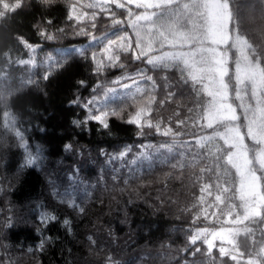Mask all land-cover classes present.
<instances>
[{
    "label": "trees",
    "instance_id": "obj_1",
    "mask_svg": "<svg viewBox=\"0 0 264 264\" xmlns=\"http://www.w3.org/2000/svg\"><path fill=\"white\" fill-rule=\"evenodd\" d=\"M92 2L21 0L14 11L0 4V264H246L251 258L264 264V208L259 217L244 219L240 177L227 163L233 147L220 137L203 147L198 143L216 127L198 119L203 110L197 101L208 99L206 93L198 98L175 69H153L136 59L127 13L142 9L124 1L123 9L108 3L101 11L87 7ZM250 2L254 14L242 11L241 31L264 60V6ZM114 18L122 25L114 27ZM117 28L132 48L120 52L118 66H110L105 37L114 39ZM72 49L79 51L68 55ZM100 60L105 66L98 71ZM141 71L157 86L147 118L160 121L162 131L179 133L171 152L161 148L173 143L171 136L147 126L141 134L127 122L149 97L129 99L136 85L123 77L150 89L151 82L137 76ZM107 89L115 92L106 95ZM169 92L176 95L167 100ZM229 102L251 168L261 175L256 152L263 143L249 135L242 101L231 88ZM243 103L255 102L245 96ZM104 105L119 112L107 117V128L89 118ZM49 215L56 219L45 220ZM223 228L236 229L232 253L240 261L221 255L222 241L211 249L203 238L190 243L197 230Z\"/></svg>",
    "mask_w": 264,
    "mask_h": 264
},
{
    "label": "snow or ice",
    "instance_id": "obj_2",
    "mask_svg": "<svg viewBox=\"0 0 264 264\" xmlns=\"http://www.w3.org/2000/svg\"><path fill=\"white\" fill-rule=\"evenodd\" d=\"M43 3L49 4L53 0H42ZM264 6V0H258ZM115 3L117 8H125V3L119 0H93L88 4L89 8H100L104 10V5ZM3 9L14 11L21 7V0H16L12 5L0 0ZM127 4H135L137 9L142 12L133 13L131 10L127 13L130 19V27L135 35V47L139 50L136 59H143L153 69H175L180 73L181 80L185 85H190L192 91L198 98L206 93L208 99H198L197 103L203 110V115L198 119L207 120L206 127L213 129L214 133L210 136L201 137L198 143L201 147L205 142L220 137L228 142V139H234L237 143L234 145L237 152H240L244 146L240 143V134L238 127L232 124L238 117L236 108L229 103V89L234 92V99L242 101L240 107L243 108V114L248 121V133L256 144L264 143V60L261 54L257 52L245 34L241 31V13L244 10H251L255 5L250 0H127ZM5 12L0 11V17ZM115 17V13H112ZM95 13H93V18ZM71 19V17H69ZM119 19H113V26L122 25ZM94 27V25H93ZM117 28L112 35L114 39L105 37L106 44L104 51L108 53L106 59L110 66H118L120 52H127L132 48V41L128 35H117L120 31ZM44 35V33H41ZM52 39V36L46 37ZM95 39V38H94ZM119 42V43H118ZM220 45H225L220 48ZM116 46L117 51H113ZM31 48V45H28ZM167 49V50H165ZM233 53L232 64L234 65L233 74L229 75L228 57L229 52ZM79 50L72 49L68 55ZM80 54H83L82 52ZM95 59V57H93ZM23 63H30L24 61ZM104 61H97V70L103 68ZM144 81L151 82L150 89H144L139 86V82L133 77H123V79H133L136 85L135 93H129L128 98L135 101L136 95H148L146 103L137 108L135 113L128 119L129 124H135L141 129L147 126L154 128L158 133L165 137L171 136L172 144L164 143L161 148L171 152L176 143V136L179 133L174 132L171 128L161 130V122L153 123L147 117L152 112V104L156 102L155 90L156 83L153 77L148 76L146 72L137 73ZM225 77L228 80H225ZM166 79V78H165ZM114 83H119L115 81ZM202 86V87H198ZM123 88H131L132 85L123 84ZM108 92H115V89H107ZM176 95L175 92H169L165 99L170 100ZM249 97L254 104L243 103L244 97ZM95 104L96 101H90ZM164 100L160 101L162 105ZM192 112V109H189ZM98 114L90 115V119L99 121L103 127L107 128L106 119L109 115H118L119 112L108 105L97 109ZM180 124L186 122L181 120ZM255 129V131H253ZM20 136V133H17ZM21 139L23 137L21 136ZM186 143V142H185ZM190 149V146H188ZM256 151V146L252 148ZM247 151V150H245ZM243 154V153H241ZM229 152L227 163L236 169L240 177L239 190V207L244 210V219L250 216L259 217L261 212L259 207H264V171L260 176L256 175V170L248 167L251 162L245 158L244 165L237 163ZM259 159L262 169H264V148L259 150ZM29 163H32L30 158ZM183 166V165H181ZM224 175L227 177L225 183L231 182V176L225 168ZM203 190V189H202ZM227 192L228 189L226 188ZM220 200V197H216ZM74 206V205H73ZM259 206V207H258ZM45 220H55L54 215H49ZM68 225L67 220L64 221ZM214 238L219 236L224 238L222 233L213 234ZM203 238L208 249L213 247L212 240L206 238V230H197L191 236L190 243L195 245L198 240ZM199 251V249H196ZM264 251V249H262ZM221 255H228V252L221 247ZM236 260V256H232ZM248 264H255V261L249 260Z\"/></svg>",
    "mask_w": 264,
    "mask_h": 264
},
{
    "label": "rangeland",
    "instance_id": "obj_3",
    "mask_svg": "<svg viewBox=\"0 0 264 264\" xmlns=\"http://www.w3.org/2000/svg\"><path fill=\"white\" fill-rule=\"evenodd\" d=\"M124 1H127V0H119V2L121 3V2H124ZM250 13H253L252 12V10H248ZM254 14V13H253ZM220 48H224L225 47V45H220L219 46ZM230 52H229V57H228V60L231 58V56H230ZM226 78V77H225ZM230 103V102H229ZM206 122H207V120H206ZM239 134H240V132H239ZM240 143H242V145L244 146V148H242L241 150H240V152H237V148L234 146L236 143H237V141L236 140H234V139H231V138H229L228 139V144L229 145H231L232 147H233V151L231 152V153H234L235 155L233 156V159L237 162V163H239V164H241V165H244V161H245V158L248 160V161H250L251 159H250V154H249V151L247 150V148L245 147V145L243 144V142H244V137L243 136H241V134H240ZM262 148H264V143H263V145L257 150L258 152H256L257 153V155H256V159H257V162H258V165H259V167L262 169V166H261V162H260V159H259V150L260 149H262ZM245 150H247V151H245ZM241 153H243V154H241ZM251 162V161H250ZM248 167H251V163L249 164V165H247ZM254 169V168H253ZM263 171H264V169H263ZM239 174V173H238ZM256 175L257 176H260V173H258L257 171H256ZM239 190H240V186H239ZM234 204L232 203V205L231 206H233ZM259 207V206H258ZM264 207H259V210H260V212H261V210L263 209ZM263 215H264V211H263ZM240 218H242V217H240ZM239 217L238 218H236V220H234V223H237V222H240L241 221V219H240ZM244 221V220H243ZM202 230H206V238L207 239H209V240H212V242H213V245L215 244V242L216 241H222V242H224L223 243V248L228 252V253H231V255L232 256H236V260L237 261H240V259L241 258H239V256L236 254V253H232V251H233V245H234V238H235V236H234V232H236V231H234V230H236V229H233V228H223V229H219V230H214V229H202ZM217 233H222L223 234V236H224V238L223 239H221L219 236H216L215 238H214V236H213V234H217ZM251 260H253V261H255V264H259V262H257L255 259H252L251 258ZM248 262H249V260H248ZM248 262L246 263V264H248Z\"/></svg>",
    "mask_w": 264,
    "mask_h": 264
}]
</instances>
